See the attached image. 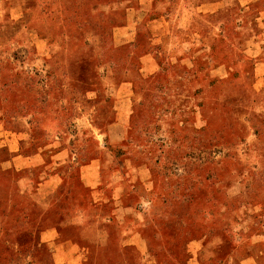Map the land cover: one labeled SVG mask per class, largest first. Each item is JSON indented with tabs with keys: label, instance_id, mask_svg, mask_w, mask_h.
<instances>
[{
	"label": "rangeland",
	"instance_id": "374dc122",
	"mask_svg": "<svg viewBox=\"0 0 264 264\" xmlns=\"http://www.w3.org/2000/svg\"><path fill=\"white\" fill-rule=\"evenodd\" d=\"M0 264H264V0H0Z\"/></svg>",
	"mask_w": 264,
	"mask_h": 264
},
{
	"label": "crops",
	"instance_id": "0c3cea01",
	"mask_svg": "<svg viewBox=\"0 0 264 264\" xmlns=\"http://www.w3.org/2000/svg\"><path fill=\"white\" fill-rule=\"evenodd\" d=\"M97 170H98V168L95 164H87L81 168V171L84 173V178H83L84 181L83 182H85L86 187H90L91 189L97 188V184H96V179L98 177ZM45 182L48 185H51L52 180L49 179ZM118 199L119 198H117L116 200H118ZM48 232L43 233V235H45V239H49L50 241L53 242V245H55L56 244V238L59 235L58 234L59 232L55 231V233L53 234V236L51 235V237H49V236H50V234H52V232H49V234H48ZM132 238H134L137 241L141 240L139 237V234H137V233H135ZM72 245H75V244H72L71 242H68V243L64 242V243H60V245H55L56 256L60 257L63 255H67V253H69L70 251H73V250L78 251L80 249L77 245L76 246H72ZM64 246H66L67 249H64Z\"/></svg>",
	"mask_w": 264,
	"mask_h": 264
},
{
	"label": "trees",
	"instance_id": "16d2710c",
	"mask_svg": "<svg viewBox=\"0 0 264 264\" xmlns=\"http://www.w3.org/2000/svg\"><path fill=\"white\" fill-rule=\"evenodd\" d=\"M59 235L57 236L56 240L58 239V237L60 236V233H58Z\"/></svg>",
	"mask_w": 264,
	"mask_h": 264
}]
</instances>
